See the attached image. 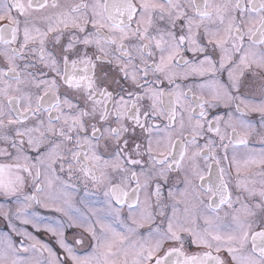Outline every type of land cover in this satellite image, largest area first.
<instances>
[{
    "label": "snow or ice",
    "instance_id": "obj_1",
    "mask_svg": "<svg viewBox=\"0 0 264 264\" xmlns=\"http://www.w3.org/2000/svg\"><path fill=\"white\" fill-rule=\"evenodd\" d=\"M0 264H264V0H0Z\"/></svg>",
    "mask_w": 264,
    "mask_h": 264
}]
</instances>
